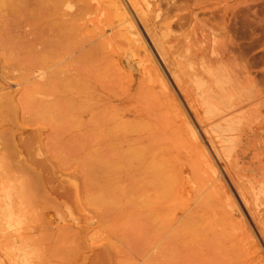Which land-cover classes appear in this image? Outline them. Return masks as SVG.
I'll return each mask as SVG.
<instances>
[{
	"label": "rangeland",
	"instance_id": "rangeland-1",
	"mask_svg": "<svg viewBox=\"0 0 264 264\" xmlns=\"http://www.w3.org/2000/svg\"><path fill=\"white\" fill-rule=\"evenodd\" d=\"M53 1L0 0V264H185L192 257L193 264H264V0H157L174 8V19L184 25L160 31L166 46L186 32L205 34L209 41L224 17L226 31L219 38L234 50L230 73L241 68L243 76L237 138L199 122L139 21L125 35L112 34L113 42L128 53L132 46L143 59L148 48L168 83L160 95L171 94L173 100L166 104L159 98L148 72L140 70L153 61L134 56L139 68L117 71L108 88L113 99L106 87L102 90L105 122L95 117L98 105L88 109L89 121L82 91L68 102V92L61 90L62 95L53 85L50 51L75 15H82L78 24L89 35L107 18L118 27L120 15L110 0ZM132 1L135 11L156 19L151 11L156 0ZM46 4L52 7L45 9ZM59 5L62 18L46 21ZM137 38H144L146 48L131 43ZM84 45L74 53L70 49L73 56L67 50L65 57L70 54L78 64L90 42ZM101 127L102 136L96 134ZM97 154L120 167L96 169ZM85 157L94 162L91 171ZM234 181L248 193L247 201ZM251 184L255 187L245 189ZM95 194L111 200L112 207L95 204L90 198Z\"/></svg>",
	"mask_w": 264,
	"mask_h": 264
},
{
	"label": "bare ground",
	"instance_id": "bare-ground-1",
	"mask_svg": "<svg viewBox=\"0 0 264 264\" xmlns=\"http://www.w3.org/2000/svg\"><path fill=\"white\" fill-rule=\"evenodd\" d=\"M51 1H53V0H51ZM55 1H53L52 4H54L56 2L57 3L59 2L58 4L61 3V0H58L56 2ZM121 1H123V0H121ZM121 1L120 0H110L111 3L115 4V7H116V12L115 13L120 15L121 21L118 23V27H117V24L114 25V21L113 20L108 21V18L106 17L107 18V22L103 21L104 24H102V27L99 30H97V32H94L95 30L92 31L94 33L91 32V35H89V34H86L84 31H82L83 30L82 28L84 26H82L83 25L82 23H81V25H80V23L78 24V22H81L84 18L79 17V15L82 16L81 14H79V15L77 14L75 16H78V18H73L72 22H70V24L66 28L68 30L65 31L66 33H64L62 35L63 37L61 36L62 37L61 39H63V40L57 39L56 41L59 40L57 43L55 41H53L56 44V49L53 50L52 47H50L53 51L49 50L51 52L50 55H52V57L54 59V61L52 63L53 69H52V72L50 74V75H52L51 77L53 78V85L55 87H57L58 90H60V91L61 90L66 91V92H63L64 94L68 92V94H69V96H68L69 99L67 98L69 100L68 102H72L74 100H77L76 94L78 95V93H81L80 91H82L81 98H82V102L84 103V108H86V106H88L86 108V111L89 112V114L87 113L88 120L90 121L93 118L92 114H90V111L88 109H90V108L94 109V107L98 105V107H95V111H93V112L95 114L96 119L100 118L101 122L104 121L103 117L105 115H103V110H102V106H101V94L103 93L102 90L105 87L108 90V88L113 85V83H114V78L113 77L116 76L117 71L120 70V69L122 71L126 70V69H130L131 72H132L131 68L136 70L138 66L137 67L134 66L133 65V61H132V58L134 56L138 57V59H137L138 62H144L145 60L149 61V62L150 61L154 62V59H153L152 55L149 54L150 51L148 50V48L145 47L146 45L144 46L142 44V42H144V38H142V41L139 40L138 38L135 39V40H132V41L130 40L131 43L132 42L134 43L135 47H137V46L140 47V45H142L143 47L146 48L145 52L143 53L144 59L140 57V51L137 52L135 49H133L132 46H130L131 51L129 50L130 53H128L126 50L121 49L118 45L115 44V42H113V35L112 34L118 33V35H119V33H121L122 35H125L126 32H128L129 30H132V27L136 28L137 25L141 24V26H143L146 34L148 35V38H150L151 43H153V46L156 48L155 49V50H157L156 52L159 54L160 58L162 59V61L166 65V67L168 69V72H169V75L171 76L173 82L175 83V85L177 86L179 91L181 92L183 98L185 99V101L187 102L189 108L192 110V112L194 113L195 117L199 120V122L203 123V126H206V125L209 126L210 125L214 130H216L218 132L219 135H222V136L229 135L230 136V135L235 134L236 138H237V135L241 131V127H240V118H241L240 114L241 113H239V112H240V110H242V108L244 106L243 105V100L241 99V89H242V78H243V76H242L241 68L240 69H236V71L234 70L235 74L233 76L230 73V65L228 64V59L231 58V56L234 54V50H232L233 48H231V46L225 45L223 42H226V41H223L224 39L223 40L221 39L222 38L221 34L222 35L225 34L226 26H227L226 23H225L224 17H220V18L218 17L219 19H221L220 26H221L222 30L221 29L218 30L219 32L217 34L214 33L215 35H213L214 37L211 38V40L209 39V41H207V38H208L207 35H205V34L200 35L202 33L199 34L200 35L199 37H193L192 33L190 34L189 32H186V33H182L181 34L182 35L181 39L178 37L177 41H172V42L170 41L171 44L169 46H166L167 41L165 40V42H166V44H165L164 39L161 38V32L160 31L163 28L170 29V28H172L173 25H175V27H178L179 29H182V27H184V25L180 21H178V19L177 20L174 19L176 17L175 12H173L174 8H171V7H167L166 8L165 7L167 9V11L166 12H162V10L165 9L162 6L163 5L162 4L163 0L159 1V2L156 0L157 2L155 4V7L154 8L152 7V9H151V11L154 14L153 17H156V19H154V18H150L152 15L148 16V14L142 13V11H135L134 10L135 8L133 9L134 4H133L132 0L123 1V5H124L125 8H122L123 6L120 5ZM167 3H169V2H167ZM43 4H41V5H43ZM52 4H51V7H52ZM41 5L39 6V8L41 7ZM46 5H47V7H45V9L46 8L47 9L51 8V7H48V6H50V4H46ZM60 5L56 6L55 9L53 8L54 10L51 11V14L48 15L47 12L44 13V15L45 14L48 15L47 17L45 15L46 21L53 23V22H56L58 19L62 18V12H61V9L59 8ZM101 5H102V2H101ZM79 7H80V5H79ZM99 7H100V5H99ZM80 9L83 10L84 8L81 7ZM82 10L79 11V13L82 12ZM99 10H98V12H99ZM104 10H106V9L104 8ZM42 12H44V10ZM36 13H37V11H36ZM85 13H86V11H85ZM37 14H39V13H37ZM40 14L42 15L43 13H40ZM111 16H112V13H111ZM42 17L44 18V16H42ZM70 17L72 18V15H70ZM213 18L218 19L217 16L216 17L214 16ZM138 21L140 22V24H137ZM68 22H69V20H68ZM135 24H137V25H135ZM95 26H96V24H95ZM57 27L59 28V26H57ZM139 30H137V31H139ZM72 33L73 34L75 33L76 37L74 36L75 34L72 37L71 36ZM77 33L79 35H80V33H82L83 34L82 38L79 37L80 39L77 40V38H78L77 36H79V35H77ZM88 33H90V32H88ZM136 34H138V33H136ZM140 34H142V33H140ZM218 34H220V36ZM215 36H216V38H215ZM74 37L76 38V40L74 39ZM92 37H97L98 40L92 41V39H93ZM115 37H117V36H115ZM219 37H221V38H219ZM225 37L227 38V36H225ZM123 38H125V37H123ZM217 38H218V40L221 39V42L220 41L218 42ZM128 40L129 39H126V41H128ZM84 41H85V43H84ZM38 42H39V40H38ZM38 42H36V43H38ZM74 42L77 43V44H75ZM79 42L80 43L83 42L82 43L83 45L86 44V43L88 44V42H90V45L87 46L88 47L87 49H82L83 52H81V54L79 53L80 54L79 63L78 64H74L73 61H75V60L72 57L73 56L72 52L73 53L76 52L77 51L76 49L78 47H80V48H84L85 47V45H84V47H81L82 44H80ZM116 42H118V41H116ZM144 43L146 44V42H144ZM72 44H75L74 45L75 47L72 46ZM119 44H121V43H119ZM77 45H79V46L77 47ZM122 45H125V44H122ZM53 46H54V44H53ZM226 46H228V47H226ZM147 47H148V45H147ZM229 47L231 48V50H230ZM60 49L63 50L65 52V54L64 53L62 54V52H60L61 51ZM70 49L73 50V51L70 52L69 51ZM125 49H126V46H125ZM67 50L72 55L71 56L69 54V56H71L70 58H72V59H69V58L67 59L66 57L68 55L65 57V55L67 54ZM236 52H238V51L236 50ZM41 53H42V51H41ZM38 54H39V52H38ZM78 57H79V55H78ZM40 61H41V59H40ZM62 61H65V67L61 68L59 66V64ZM22 62H23V60H22ZM138 62H136V63L138 64ZM152 63L150 64V68L151 69L148 68V67L146 69H144V67H146V66H144L140 70H143V73H145V74H147V72H148L147 81L149 80L150 81L149 83L153 82V90L156 92V94H157V96H159V98H163L164 100H166V102L167 101L168 102L172 101L173 99L171 100V98H172L171 94H170V97H168V94H165L164 96L160 95V93H163L162 92V90H163L162 84L164 83V84L168 85V83L165 80V78L162 75V73L160 72V69L157 67L156 63L155 62L153 64ZM33 65H34V63H33ZM72 73L74 74V77H73V75H71ZM65 74H67V76H65ZM124 74H125V76L126 75L132 76L130 73L129 74L124 73ZM130 76H127V77L129 78ZM133 78L135 79V77H133ZM253 79H255V78H253ZM131 81H133L132 78H131ZM135 81H136V79H135ZM50 88L52 89V87H50ZM108 91L110 92L111 89L108 90ZM46 92H47V90H46ZM52 92H53V90H52ZM52 92H50V94ZM54 93L57 94V92L54 91L53 92V96L55 95ZM61 93H62V91H61ZM63 93H62V95H63ZM153 94L155 95L154 92H153ZM110 95H111V98H112V96H113L112 92H110ZM157 96H155V97L157 98ZM54 98H56V97H54ZM159 98H157V99H159ZM78 99H80V98H78ZM56 101H57V99H56ZM161 102H163V101H161ZM168 102L166 104H168ZM261 102H263V101H261ZM70 106H72V105H70ZM167 106H169V105H167ZM172 106L173 105L171 104V108H172ZM60 108H61V106L58 109H60ZM82 108L83 107H81L80 109H82ZM176 108L173 109V110L177 111ZM74 110H75V108H74ZM72 112H73V109H72ZM65 114H66V112H65ZM174 116H175V114H174ZM61 117H63V116H61ZM244 117H245V115H244ZM262 117H264V116L262 115ZM175 118H176V116H175ZM64 119L70 120L69 117L68 118H64ZM64 121H66V120H64ZM70 121H69V123H70ZM110 121H111V119H110ZM66 123L64 125L65 127H66ZM75 123L76 122H74V124ZM92 124H94V123L92 122ZM261 125H262V123H261ZM56 126H57V124H56ZM101 128H100V130L98 129L99 131H96V134L99 133L100 136H102V133L104 132L103 128L102 129ZM57 134H59V133L57 132ZM61 134H59V136H62ZM87 137H89V136H87ZM94 138H96V137H94ZM69 141H71V139ZM54 143H56V142H54ZM223 144H225V143H223ZM251 145H253V144H251ZM194 146L196 147V145H194ZM65 148H66V146H65ZM71 148H72V146H71ZM68 149H69V147H67V150ZM73 149H76V147L75 148L73 147ZM77 149H78V146H77ZM196 150H197V148H196ZM242 150H244V149H242ZM66 152L69 153V151H66ZM70 152H72L71 149H70ZM91 153H92V151H91ZM96 153H94V154H96ZM240 155H242V154H240ZM96 157L98 158V160H97L98 163L95 162L96 163L95 164L96 165L95 166L96 169H99V170L100 169H117L118 163H116L114 161L115 159H110L109 160V158H107L108 156L107 157H103L100 154H97ZM85 158H86V160L84 162V166H85L87 171H91V168L93 167L92 163H94V162L89 157H85ZM231 163H234V162L232 161ZM233 166H235V165L233 164ZM118 167H120V166L118 165ZM96 169H95V171H96ZM103 175H104V173H103ZM94 177H92V178H94ZM98 177H99V175H98ZM248 181H250V180H248ZM234 182H235V185L237 186V188L240 189V194L243 197V199L245 201H247L248 193L245 192V190L243 191L240 188V185H239V183L237 181H234ZM213 183H214V179H213ZM214 184L217 185L216 183H214ZM215 185H214V187H215ZM111 187H113V186H111ZM243 187H245V186H243ZM253 187H255V185L251 184L249 186H246L245 189L246 188H253ZM217 188H220V186L217 187ZM127 191L128 190H126V192ZM253 192H254V190H253ZM215 193L219 194V192H217V190H216ZM90 198L92 199V201L95 204L100 205V206H106V207L110 206V207H112V205H113V202L111 200H109L108 198H104V197H102L100 195H96L95 194V195L90 196ZM135 198H136V196H135ZM251 198H252V196H251ZM256 206H257V202H256L255 207ZM255 211H257V210H255ZM262 220H263V218H262ZM260 221H261V219H260ZM192 258L193 259H191V257H190L189 259H191V260L189 262H186L185 264H193V262H195V260H197V259H194V257H192Z\"/></svg>",
	"mask_w": 264,
	"mask_h": 264
}]
</instances>
